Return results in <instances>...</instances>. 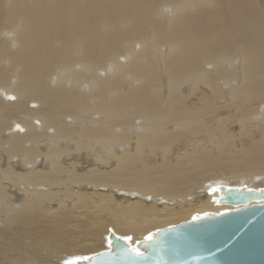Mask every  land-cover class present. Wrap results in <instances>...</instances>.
<instances>
[{
    "label": "bare ground",
    "instance_id": "1",
    "mask_svg": "<svg viewBox=\"0 0 264 264\" xmlns=\"http://www.w3.org/2000/svg\"><path fill=\"white\" fill-rule=\"evenodd\" d=\"M264 188V0H0V264H79Z\"/></svg>",
    "mask_w": 264,
    "mask_h": 264
},
{
    "label": "water",
    "instance_id": "2",
    "mask_svg": "<svg viewBox=\"0 0 264 264\" xmlns=\"http://www.w3.org/2000/svg\"><path fill=\"white\" fill-rule=\"evenodd\" d=\"M221 193L220 203L235 209L162 228L135 248L111 232V247L79 264H264V188L221 186ZM132 249L144 255H127Z\"/></svg>",
    "mask_w": 264,
    "mask_h": 264
},
{
    "label": "snow or ice",
    "instance_id": "3",
    "mask_svg": "<svg viewBox=\"0 0 264 264\" xmlns=\"http://www.w3.org/2000/svg\"><path fill=\"white\" fill-rule=\"evenodd\" d=\"M123 239H131V237H124ZM154 239V236L152 234H150L148 237H147V240L148 241H152ZM111 244H112V241L109 240V246L111 247ZM126 251V254L127 255H133V253L135 254L136 257H142L144 254L139 252L138 249H132L131 251H128V250H125Z\"/></svg>",
    "mask_w": 264,
    "mask_h": 264
}]
</instances>
